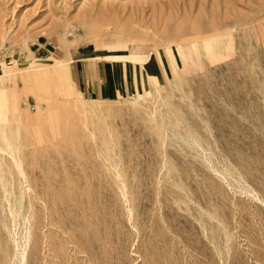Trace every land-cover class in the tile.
I'll list each match as a JSON object with an SVG mask.
<instances>
[{"label": "rangeland", "instance_id": "374dc122", "mask_svg": "<svg viewBox=\"0 0 264 264\" xmlns=\"http://www.w3.org/2000/svg\"><path fill=\"white\" fill-rule=\"evenodd\" d=\"M81 11L106 97L57 48ZM6 29L0 264H264V0H0Z\"/></svg>", "mask_w": 264, "mask_h": 264}, {"label": "bare ground", "instance_id": "6f19581e", "mask_svg": "<svg viewBox=\"0 0 264 264\" xmlns=\"http://www.w3.org/2000/svg\"><path fill=\"white\" fill-rule=\"evenodd\" d=\"M82 12V11H81ZM89 16V14H85L84 12H82V13H80V14H78L77 13V15L76 14H74V16H80V18L78 19V23H79V25L83 28V30H84V32L83 33H73V31H71L70 33L72 34V36H73V38L72 39H68V38H66V37H62L61 38V42L59 43V45L57 46V48H58V50L60 49V50H63L64 51V53H65V55H66V57H67V61H69L70 63L72 62V60L69 58V49L71 48V47H77L79 44H81V43H84V42H91L95 37H96V30H97V27H98V23L100 22V15H99V17H97L96 18V20H95V18L93 19H91L90 17H88ZM98 15V14H97ZM73 16V15H72ZM93 17H95V16H93ZM69 19H70V17H69ZM71 19H73V17H71ZM107 19V18H106ZM164 19V18H163ZM198 19V18H197ZM102 20V19H101ZM199 20V19H198ZM164 21V20H163ZM194 21V20H193ZM193 21H191L190 20V23H192L193 24ZM181 23V22H180ZM195 23V22H194ZM228 23V22H227ZM226 23V24H227ZM69 24V23H68ZM163 24H164V22H163ZM211 24V23H210ZM209 24V25H210ZM180 25V24H179ZM213 25V24H212ZM165 26V25H164ZM163 26V29L165 30V27ZM214 26V25H213ZM119 27V28H118ZM181 27V26H180ZM99 28V27H98ZM214 28L215 29H217V27H215L214 26ZM225 28V27H224ZM224 28H222L223 30H225ZM227 28V27H226ZM117 30H123V31H125V32H127V31H129V28H128V26L127 25H125V23L123 24L122 23V25H117V28H116ZM163 29H161V30H163ZM170 29V28H169ZM197 29V28H196ZM173 30V29H172ZM197 31H198V29H197ZM203 31V30H202ZM216 32H217V30H215ZM214 31V32H215ZM11 32H12V30H10V29H6L5 31H0V47L3 45V44H5V42L7 41V40H9V39H11L12 38V36H11ZM119 32V31H118ZM125 32H123V33H125ZM159 32H161V31H159ZM175 32H176V30H175ZM192 32H193V28H192ZM210 32V31H209ZM215 32V33H216ZM94 33H96V34H94ZM129 33H130V31H129ZM177 33V32H176ZM99 34V33H98ZM178 35H179V33H177ZM199 34V33H198ZM203 34V33H202ZM209 34V33H208ZM211 35H212V33H210ZM180 36V35H179ZM167 37V36H166ZM170 38V37H169ZM164 41V40H163ZM155 43V42H154ZM24 48L25 49H27V51H28V53L30 54V56H31V51L29 50V48L27 47V44H26V41H24ZM194 46V45H193ZM178 47V46H177ZM164 53H165V55H166V59H167V61H168V64L172 67V69L174 70V71H176L177 70V67L175 66V65H177V61H176V55H175V53H174V51H173V49H172V47L171 46H169V45H166L165 47H164ZM178 54L180 55V56H182V53L181 52H178ZM210 54V53H209ZM101 56V55H100ZM110 58V57H109ZM73 59V58H72ZM103 60V59H102ZM133 61V60H132ZM13 63V62H12ZM12 63H6V62H1V65H2V72H1V74H0V101H1V99L4 97V95H5V93H4V89H5V87H6V82L7 81H10L11 80V78L12 77H16V76H13V75H11L8 71H9V67H11L12 66ZM31 63V62H30ZM61 65H64L63 64V62L61 63ZM176 67V68H175ZM54 71H56V72H58V70H53V72ZM33 76V77H32ZM37 76H39V75H37ZM36 74H34V75H28V74H26V75H24V76H18V77H20L23 81L24 80H26V78H34L35 77V80H40L41 79V77H40V79L39 78H37L36 79ZM58 80H62V79H64V77H65V72L64 71H59L58 72V74L55 76ZM153 79H154V77H153ZM34 82V81H33ZM36 83V82H35ZM153 83L154 84H156L155 83V81H153ZM16 84V83H15ZM34 85V84H33ZM36 86H37V84H36ZM35 86V87H36ZM47 86V85H46ZM41 87H42V85H41ZM37 88H39L38 86L36 87V90H37ZM42 89V88H41ZM39 91H40V88L38 89ZM49 89H47V91H48ZM14 93L15 94H17V92L16 91H14ZM38 93V92H37ZM44 94V93H43ZM45 94H47V93H45ZM41 95L42 94H40V97H41ZM48 97V96H47ZM46 97V98H47ZM46 98H45V100H46ZM5 99V98H4ZM50 103H52L51 101H50ZM52 104H54V103H52ZM57 105V104H56ZM62 106V105H61ZM60 106V107H61ZM58 107V106H57ZM69 108V107H68ZM65 109H66V107H65ZM67 111V109L64 111V112H66ZM67 112H69V111H67ZM67 112L65 113L66 115H68L67 114ZM72 113V112H71ZM70 113V114H71ZM49 114H51V111H50V113ZM49 114H47V117H48V115ZM45 115V114H44ZM65 115V118L67 117ZM40 116H42V113H41V115ZM71 116V115H70ZM1 117V116H0ZM6 117V116H5ZM43 117V116H42ZM49 117H51L50 115H49ZM48 117V118H49ZM57 117H58V115H57ZM61 117V116H60ZM75 117V116H74ZM39 116L37 117V119L39 120ZM52 118V117H51ZM64 118V117H63ZM79 118V117H78ZM22 119H24L25 121H30V123H32V121L31 120H35L34 119V117H33V119H32V116H30V119L26 116V117H23ZM58 119V118H57ZM68 119H70V117H68ZM0 120H1V118H0ZM2 120H4V116H3V119ZM51 120V119H50ZM65 120V119H64ZM72 121V120H71ZM3 122V121H2ZM24 122V121H23ZM35 122V121H34ZM43 122H44V120H43ZM68 122H69V120H68ZM26 123V122H25ZM52 123V122H51ZM41 124V123H40ZM49 124H50V121H49ZM62 124H64V123H62ZM26 125H27V123H26ZM60 125H61V123H60ZM42 126V125H41ZM26 127V126H25ZM49 128H50V126H48ZM62 127V126H61ZM63 127H65V124H64V126ZM29 128L31 129V126H29ZM51 128H52V131H53V125H51ZM50 128V129H51ZM32 129H33V125H32ZM31 129V130H32ZM61 129V128H60ZM36 130L37 129H34V131H33V133L34 132H36ZM43 130H44V127H43ZM66 130H67V128H66ZM48 131H50L49 129H48ZM1 132H2V130H1ZM68 132V131H67ZM66 132V133H67ZM165 132V131H164ZM16 134H17V132H15ZM54 133V132H53ZM69 133V132H68ZM67 133V134H68ZM51 135V134H50ZM0 137H1V139L3 140V144H0V150H3L4 149V147H10V148H13V144H12V142L10 141V139H8L5 135H4V131L2 132V133H0ZM33 138L35 137L34 135L32 136ZM44 138H45V136H43ZM62 137V136H61ZM39 138V137H38ZM53 138V137H52ZM40 140V139H39ZM41 140H42V138H41ZM50 140H51V137H50ZM62 140H63V138H62ZM35 143L37 144V140H36V138H35ZM43 141V140H42ZM183 141H185V139L183 140ZM51 142H52V140H51ZM56 146V145H55ZM54 146V147H55ZM108 147V146H107ZM3 155V154H2ZM15 161V165H16V167L18 168V171H19V173H21V174H23V170H22V168H21V164H20V162L18 161V160H14ZM13 163V162H12ZM12 165V164H11ZM114 167H115V165H114ZM24 182V181H23ZM26 188V187H25ZM245 190V189H244ZM246 191V190H245ZM247 192V191H246ZM249 192V191H248ZM123 194H124V192H123ZM180 194H182V193H180ZM32 195V194H31ZM179 195V194H178ZM252 196V195H251ZM175 197H176V195H175ZM257 198V197H256ZM192 199V198H191ZM259 200V199H258ZM193 201V200H192ZM261 202V201H260ZM263 203V202H262ZM101 204V203H100ZM104 205V204H103ZM13 206V205H12ZM102 206V205H101ZM19 208H20V206H19ZM103 209V208H102ZM19 210V209H18ZM200 211V210H199ZM30 213V212H29ZM81 219L80 220H82V217H80ZM212 218V217H211ZM83 221V220H82ZM27 230V229H26ZM96 233V232H95ZM94 235V234H93ZM97 235V234H96ZM59 237V236H58ZM98 237V236H97ZM98 239H99V237H98ZM101 239V238H100ZM21 241V240H20ZM86 241V240H85ZM99 241V240H98ZM97 241V242H98ZM23 241H21V243H22ZM102 242V241H101ZM103 243H104V241H103ZM109 243V242H108ZM168 244V243H167ZM170 244V243H169ZM15 245H16V243H15ZM18 246H21V244L19 245V244H17ZM16 245V246H17ZM22 245H23V243H22ZM171 245V244H170ZM23 246H26V244L25 245H23ZM181 247V246H180ZM120 248V247H119ZM25 249V248H24ZM23 249V250H24ZM225 249V248H224ZM157 250H158V248H157ZM59 252V251H58ZM62 252V251H61ZM24 253V252H23ZM59 256V255H58ZM61 256V255H60ZM74 256V255H73ZM78 256V255H77ZM22 257H24V255L22 256ZM168 257V256H167ZM21 259V258H20ZM118 260V259H117ZM18 261H19V259H18ZM24 261V260H23ZM192 264V263H191Z\"/></svg>", "mask_w": 264, "mask_h": 264}, {"label": "crops", "instance_id": "0c3cea01", "mask_svg": "<svg viewBox=\"0 0 264 264\" xmlns=\"http://www.w3.org/2000/svg\"><path fill=\"white\" fill-rule=\"evenodd\" d=\"M69 55L74 67L79 69L83 77L82 79H84L85 90L87 92H91L99 97L110 95L112 85H109L108 79L111 66L108 65L107 61H102L101 59V61L94 60L95 58H104L103 56L91 57L90 53L82 45L78 46L71 53L69 52Z\"/></svg>", "mask_w": 264, "mask_h": 264}, {"label": "built area", "instance_id": "2783aa9c", "mask_svg": "<svg viewBox=\"0 0 264 264\" xmlns=\"http://www.w3.org/2000/svg\"><path fill=\"white\" fill-rule=\"evenodd\" d=\"M69 36H70V32H69V34H68Z\"/></svg>", "mask_w": 264, "mask_h": 264}]
</instances>
